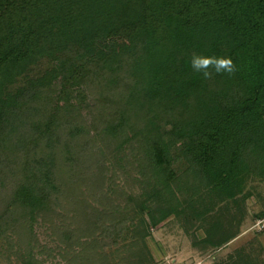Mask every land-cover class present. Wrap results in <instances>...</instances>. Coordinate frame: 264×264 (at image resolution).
<instances>
[{
    "label": "trees",
    "instance_id": "16d2710c",
    "mask_svg": "<svg viewBox=\"0 0 264 264\" xmlns=\"http://www.w3.org/2000/svg\"><path fill=\"white\" fill-rule=\"evenodd\" d=\"M193 54L237 70L204 79ZM91 105L88 137L79 120ZM76 139L95 145L70 156L63 144ZM128 151L147 185L127 216L102 188ZM60 176L71 177L65 191ZM80 177L114 214L78 198ZM254 178L264 179V0H0V239L20 236L22 264L38 263L37 217L63 205L80 218L93 209L84 214L104 229L94 264H109L106 241L124 240L129 220L135 243L174 216L194 247L217 251L237 237ZM221 264L258 263L239 250Z\"/></svg>",
    "mask_w": 264,
    "mask_h": 264
},
{
    "label": "rangeland",
    "instance_id": "374dc122",
    "mask_svg": "<svg viewBox=\"0 0 264 264\" xmlns=\"http://www.w3.org/2000/svg\"><path fill=\"white\" fill-rule=\"evenodd\" d=\"M91 106V109H89L90 113L82 115L83 119L79 120V122L81 121L80 124L84 125V131H86L84 133L88 137L94 134L92 113L96 114L98 110L93 105ZM85 135L80 136L79 139ZM80 143L83 146L95 145L92 142H87V140L80 142L76 139L74 142L63 144V148L71 151L69 153L71 156L75 150L78 152V147H81ZM94 147V151L98 153V156L100 155L98 158L99 163L105 162V164L110 166L109 160L105 161L104 156L101 155L102 153L99 154L98 150L103 148V146L99 143ZM132 155L131 151H128L125 159L121 161V165L116 166V177L112 176L113 172H110L112 177L105 176L106 179L108 177L109 179L106 181L101 179L99 181V183L104 182L102 190L107 191L106 198H109V201L113 199L115 203L120 204L124 209L128 203L127 198L133 196L138 199L147 185L143 175L136 170L137 165L133 166ZM106 156L111 158L112 155L108 154ZM69 161L62 170H67L68 167L69 171L72 166L74 169L77 167L76 158ZM176 167L178 166L176 165ZM101 170L99 165L97 174H101ZM70 178L68 176L67 178L59 177V182L62 184L64 191L67 189L65 182H68ZM80 178V191L83 192L78 198L88 201L99 213L102 212L104 215L114 214L109 209L108 200L104 201L103 198L101 199L102 192L93 191V193H87L93 183L88 179ZM111 186L118 188L117 192ZM246 193H251V197L244 203V216L238 228V235L217 251L194 247V239L186 233L185 224L174 216L163 221L158 227H153L151 229L152 235L146 238L145 244L144 242L135 243V238H132L134 228L129 220L127 224L129 229L126 231L124 240L117 244L112 242V239L106 241V244L109 245L104 247L110 258L109 264H221L224 261H228L230 255L236 256L239 250H244L245 254L256 260L258 264H264V217L257 216L258 213L264 210V179L254 178L248 181ZM134 207L135 204L133 202L131 208L128 207L127 216L129 214L132 215ZM65 208L66 205L59 206L56 207L53 214L48 213L45 217L43 215L37 217V221L34 223L37 240L32 252L33 258L38 261L37 264H94V259L99 257L98 254L101 251L98 245L105 240L103 236L104 229L97 226L95 221L91 222L90 219H87V214L90 211L92 214L89 215L94 218L93 209H90L87 213V210L81 208L80 211L83 210V213H81L80 218L77 216L76 210H70L68 207L65 210ZM130 209H132L131 212ZM97 210L95 211L97 212ZM85 212L87 213L86 215L84 214ZM234 213H237V211ZM122 214H125V210L119 213V217H123L124 215ZM238 214L240 213L238 212ZM102 219L104 220V217ZM109 224H111L110 221L105 225ZM62 231L69 232V238L65 241L61 240L60 237ZM6 233L8 238L5 236L0 239V264H22L24 257L29 258L28 247L24 246L25 244L23 243L22 250L19 249L20 236L9 230ZM197 235L199 238L204 237L202 230H199ZM140 252L145 253L146 257H141ZM131 253L133 256H131Z\"/></svg>",
    "mask_w": 264,
    "mask_h": 264
},
{
    "label": "clouds",
    "instance_id": "9594fccd",
    "mask_svg": "<svg viewBox=\"0 0 264 264\" xmlns=\"http://www.w3.org/2000/svg\"><path fill=\"white\" fill-rule=\"evenodd\" d=\"M191 67L202 74L204 79H211L213 73L234 75L237 68L230 57L205 56L193 54L191 57Z\"/></svg>",
    "mask_w": 264,
    "mask_h": 264
}]
</instances>
